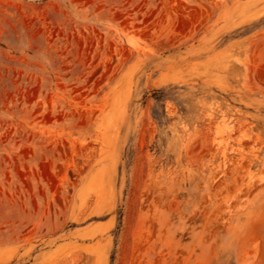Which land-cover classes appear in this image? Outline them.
Listing matches in <instances>:
<instances>
[{
    "label": "rangeland",
    "instance_id": "374dc122",
    "mask_svg": "<svg viewBox=\"0 0 264 264\" xmlns=\"http://www.w3.org/2000/svg\"><path fill=\"white\" fill-rule=\"evenodd\" d=\"M0 264H264V0H0Z\"/></svg>",
    "mask_w": 264,
    "mask_h": 264
}]
</instances>
